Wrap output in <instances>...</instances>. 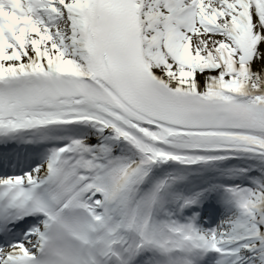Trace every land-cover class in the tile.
I'll return each mask as SVG.
<instances>
[{
    "label": "snow or ice",
    "instance_id": "snow-or-ice-1",
    "mask_svg": "<svg viewBox=\"0 0 264 264\" xmlns=\"http://www.w3.org/2000/svg\"><path fill=\"white\" fill-rule=\"evenodd\" d=\"M0 264H264V0H0Z\"/></svg>",
    "mask_w": 264,
    "mask_h": 264
}]
</instances>
